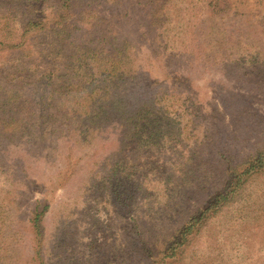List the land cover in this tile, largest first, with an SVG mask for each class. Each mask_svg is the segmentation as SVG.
I'll return each mask as SVG.
<instances>
[{"label":"rangeland","instance_id":"obj_1","mask_svg":"<svg viewBox=\"0 0 264 264\" xmlns=\"http://www.w3.org/2000/svg\"><path fill=\"white\" fill-rule=\"evenodd\" d=\"M161 1V62L140 48L138 65L180 97L165 99L175 129L166 117L165 130L125 149L113 132L85 143L72 133L41 154L12 146L1 159L15 177L0 176V188L11 185L15 201L0 192V264H163L186 219L264 148V0ZM49 4L0 0V41H18L30 20L50 35ZM0 59L5 68L3 48ZM249 179L165 264H264V171ZM45 205L36 241L28 220Z\"/></svg>","mask_w":264,"mask_h":264},{"label":"trees","instance_id":"obj_2","mask_svg":"<svg viewBox=\"0 0 264 264\" xmlns=\"http://www.w3.org/2000/svg\"><path fill=\"white\" fill-rule=\"evenodd\" d=\"M43 1L50 3V15L55 19L50 35L44 36V23L30 20L18 41H0V50L5 49V68L0 64V176L5 175V182L12 184L13 167L8 161L4 167L1 159L20 140L40 148L41 154L72 133L85 143L95 133L113 132L125 149L135 141H147L154 135L150 129L165 130L167 126L171 129L167 134L175 129L165 99L180 97L166 92L157 81H150L143 75L144 67L138 65L140 48L147 51V58L151 55L161 62L155 48L162 49L157 20L165 7L163 1ZM219 6L217 2L206 5L211 11ZM39 58L49 61V70L38 72L34 66ZM179 79L174 77L173 82ZM166 117L167 125H161ZM240 166L242 170L228 173L222 191H214L186 219L178 230V239L165 249V263L241 192L249 178L264 171V148L250 154ZM4 169L10 173H4ZM10 187L0 188L6 206L15 201ZM4 207L0 205V212ZM38 209L34 208L28 220L36 241L49 207ZM5 216H9L7 211ZM39 257L38 251L31 261Z\"/></svg>","mask_w":264,"mask_h":264}]
</instances>
